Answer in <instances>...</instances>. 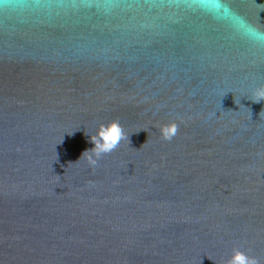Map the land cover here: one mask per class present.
I'll list each match as a JSON object with an SVG mask.
<instances>
[{
  "label": "water",
  "instance_id": "water-1",
  "mask_svg": "<svg viewBox=\"0 0 264 264\" xmlns=\"http://www.w3.org/2000/svg\"><path fill=\"white\" fill-rule=\"evenodd\" d=\"M262 85L264 0H0V264H264Z\"/></svg>",
  "mask_w": 264,
  "mask_h": 264
},
{
  "label": "clouds",
  "instance_id": "clouds-1",
  "mask_svg": "<svg viewBox=\"0 0 264 264\" xmlns=\"http://www.w3.org/2000/svg\"><path fill=\"white\" fill-rule=\"evenodd\" d=\"M254 96L255 100L253 102L259 103L261 100H264V85L259 86L254 90ZM160 131L162 139L171 141L178 132V125L170 123L162 126ZM125 139L129 140V137L125 135L118 120L113 121L108 125H100L96 135L91 137V142L94 144V148L90 151H86L93 153L96 157V159L89 157L90 163L95 165L102 155L115 151L119 147L121 141ZM227 264H260V262L257 258L251 257L239 249H234L233 255L228 260Z\"/></svg>",
  "mask_w": 264,
  "mask_h": 264
}]
</instances>
